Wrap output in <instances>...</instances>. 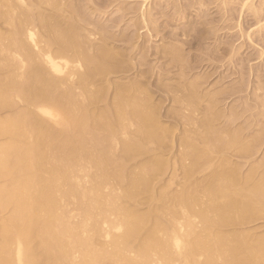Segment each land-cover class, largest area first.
<instances>
[{
	"label": "bare ground",
	"instance_id": "6f19581e",
	"mask_svg": "<svg viewBox=\"0 0 264 264\" xmlns=\"http://www.w3.org/2000/svg\"><path fill=\"white\" fill-rule=\"evenodd\" d=\"M67 1L0 0V17L9 28L6 36L0 35V72L9 70L0 75V264H264V236L250 239L246 234L224 233L219 237L211 231L214 225L245 224L259 215L255 206L264 204V173L256 177L255 168L239 181L236 170L221 164L223 170L204 188L208 203L200 210L194 209L201 203L193 194L195 188L184 186L170 197L173 205L166 209L170 216L166 223L154 214L162 208L141 214L126 206L127 200L149 193L163 163L154 158L137 173L121 165L146 153L149 144L159 147L167 131L158 126L159 111L139 88L115 87L111 114L97 111L106 96L104 85L123 68L119 54L108 48L104 32L97 29V36L95 28L88 29L92 24ZM244 1L243 7L250 2ZM251 3L247 9L258 16ZM39 5L50 8L49 15L43 14L49 9L43 11ZM59 15L63 21L57 20ZM141 15L149 24L146 8ZM180 50L171 45L161 52L181 70ZM189 87L195 94L197 86ZM194 94L187 103L196 102ZM211 118L203 122L201 141L207 148L201 150L203 155L209 149L240 145L236 134L226 140L217 136L222 132L216 135ZM131 126L135 129L127 132ZM190 139L182 145L183 162L192 160L182 167L185 179L201 159ZM112 144L120 146L119 158L124 162L115 168L112 180L126 184L118 186L119 194H103L114 171L108 172L114 163ZM254 144L237 147L239 157L251 156ZM76 169L85 172L86 182L81 183ZM69 197L77 202L78 222L60 211V199ZM177 204L181 215L173 207ZM192 218L198 219L201 232L195 230Z\"/></svg>",
	"mask_w": 264,
	"mask_h": 264
},
{
	"label": "rangeland",
	"instance_id": "374dc122",
	"mask_svg": "<svg viewBox=\"0 0 264 264\" xmlns=\"http://www.w3.org/2000/svg\"><path fill=\"white\" fill-rule=\"evenodd\" d=\"M249 1V3L252 2L253 9L257 10V17L253 15L251 10L247 9L249 3L246 5L247 7H243V0H69L65 2L68 6L75 8L80 15L82 13L83 19L87 18L86 21L92 24L88 29L92 30L93 28L94 30L95 28L96 33L99 32L97 29L100 28L99 30L104 32V37L109 39L108 48L119 54L122 72L112 75L110 82L104 85L105 92L107 91L106 96H104L105 99H103L104 104H100L97 111L104 110L105 113L111 114L110 105L116 92L115 87H119V89L122 87L139 88L144 97L146 96V100L149 99V105H153L159 111L160 117L157 115L158 126L167 131V138L163 141L164 143H160L159 147L149 144L150 146H147L149 151L147 150L146 153L132 160L133 162L129 161L128 164L126 162V167L125 164L121 165L124 162L120 161L121 158H119L121 156L120 146L115 144L114 148V144H112L114 153L111 154L110 158L114 160V163L109 162L112 166L109 164L108 172L111 174L114 171L110 177L111 180L106 181L108 183L105 185L106 189H102L103 194H119V188L124 187L125 182L121 183L122 186H120V184L115 183V180H112L118 164L125 169L128 168L125 170L127 172L133 170L132 172L137 173L141 165L157 158L163 163V171L154 181L152 180V192L150 190L149 193H142L132 200H127L128 202L125 204L130 208L133 207L131 209H135L141 214L151 209H154L152 210L154 212L155 209L162 208L163 212L157 214L154 212V214L157 215L159 221L166 223L167 220H170L166 209L173 205L170 197L179 194L184 186L195 188L192 189L193 194L198 198L197 202L200 201L199 204H203H198L194 209L204 208L208 203L205 196L207 193L204 190L210 179L214 180V174L217 175L223 170H220L221 168L236 170L239 181L252 168L256 170L255 176L261 177L264 173V0ZM71 2L72 4H70ZM42 7L44 8L41 6L39 8L43 11L44 9L49 10L44 11L46 13L40 11L46 16L49 15L50 8H46L44 5ZM145 8L146 15L148 14L150 17L147 25L144 24L141 15ZM3 10L1 9V11ZM52 13L55 12L52 11ZM61 15L57 18L58 21H63ZM55 16L57 17L58 14ZM2 20L0 17V35L6 36L9 28ZM62 25L61 28L64 29L65 24ZM98 34L96 33L97 36ZM97 36L96 38L99 39ZM171 45L182 49L180 50L181 55L183 54L181 58L184 57V59L181 70L177 65H171L169 56L166 57L162 53L163 48H169ZM5 70L2 74L0 72V75L7 73ZM189 83L193 84L194 88L197 86L195 89L196 96L193 99L197 100L194 104L186 102L188 96L194 94ZM195 84L197 85L195 86ZM151 100L152 103H150ZM209 109L211 113L208 111ZM206 117L214 120L210 125L215 129L214 132L218 130L216 135L222 132L217 136L223 140L236 134L237 139L239 137L237 142H240L239 146L236 145L238 148L241 144H248L249 142L254 144L255 141L257 144L254 145L257 148L254 146L252 155L243 159V157H239L237 147L230 149V147L226 148L228 147L226 145L224 149L220 147L221 145L225 146L221 141L222 144L219 143L220 150L214 149L212 151L209 149V152L205 150L208 154L204 153L203 155L201 150L207 149L205 147L206 142L201 141L205 130L203 122ZM134 129V126H131L127 132H132ZM222 129L225 130L221 131ZM227 134H229L228 137ZM119 136L121 139L122 135ZM187 137L191 138L190 141L193 144H196L194 150L196 154L201 153L199 156L201 159L200 164L199 160L197 161V169L190 178L185 179L182 167L188 166L192 161L191 159L185 162L182 160L181 153L183 149L185 150L183 143ZM187 142L189 141L187 140ZM103 146L107 147V144L104 143ZM196 147L199 148L198 153ZM221 164L224 167H221ZM87 166L89 167L86 164L85 170L88 169ZM89 170L94 171L91 168ZM75 173H77V169ZM83 173L85 172L77 173L81 183L87 181L86 178H83ZM111 184L113 185L111 186ZM89 186V183L86 184V187ZM113 188L118 190L114 191ZM67 199H60V211L63 209V212L66 211L65 213L69 214V217H73H70L72 222H78L80 211L77 210V202L74 198ZM63 203L64 207L62 206ZM177 205L173 207L181 215L182 210ZM255 207V212L258 211L259 215L248 223H234L230 226L214 225L211 228V231L214 232L212 233L219 237L224 233L226 235L229 233L246 234L249 235L250 239L264 236V204L262 206L258 204ZM5 215L4 213L2 216ZM193 220L197 228L195 230L199 232L202 226L198 219ZM95 239L100 241L102 238L95 237ZM199 259L202 260V258Z\"/></svg>",
	"mask_w": 264,
	"mask_h": 264
}]
</instances>
